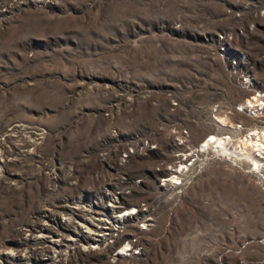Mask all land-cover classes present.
<instances>
[{
    "label": "rangeland",
    "instance_id": "rangeland-1",
    "mask_svg": "<svg viewBox=\"0 0 264 264\" xmlns=\"http://www.w3.org/2000/svg\"><path fill=\"white\" fill-rule=\"evenodd\" d=\"M250 2L264 7L44 0L0 14V264H250L264 256V97L254 96L264 91V21L244 12L241 26L255 28L230 44L259 83L252 90L230 75L215 41ZM213 135L231 156L203 147ZM188 143L195 151L179 150ZM141 145L150 149L141 154ZM169 164L190 165L174 194L158 170ZM118 193L126 194L120 207ZM92 206L107 213L93 223L107 220L104 245L85 220ZM142 212L146 223L136 222Z\"/></svg>",
    "mask_w": 264,
    "mask_h": 264
},
{
    "label": "built area",
    "instance_id": "built-area-1",
    "mask_svg": "<svg viewBox=\"0 0 264 264\" xmlns=\"http://www.w3.org/2000/svg\"><path fill=\"white\" fill-rule=\"evenodd\" d=\"M8 1H9L8 3H3V2L0 3V14H5V12L15 11L19 7V5L22 3L35 6L38 3L41 4L44 2V0H8ZM253 2L258 3V0H253ZM250 5H252L253 8L249 9ZM244 9L245 10H243L242 12H237L233 15V18H234L233 25L229 28V30L224 31L220 34H217L215 41L217 43V51H218V53H220L222 60L225 62L226 66H227V70L230 72V75H233L237 79L238 84L242 88L247 89V90H252V88L255 85H258L259 83L257 82L256 78L251 73V71H250L251 68L248 67L247 64L244 63L243 53L237 49H233L230 44H231V40H232L233 35L243 37L244 33L247 32V29L252 30L253 28H255V24H251L250 26H247L244 24V27L241 26L242 21H243V17H244V12H246V14H249L254 20L255 19H257V20L263 19V21H264V7L254 5L250 2V3H247L245 5ZM262 30H264V25L262 26ZM241 64H245L244 69H239V66ZM262 88H264V84H262ZM261 95H264V91L256 92L254 96H255V98L261 99L262 97H264ZM252 99H254V97ZM141 146L142 147L139 149V152L141 154L144 152H147L148 149H150V147H147L146 145H141ZM131 148H133L134 152L137 151V148L135 146H131ZM129 156L130 155L126 151H124L122 159L129 158ZM122 161H124V160H122ZM172 164L171 165L169 164L166 168H163V165H159L158 167H160V168L158 170L163 171L166 169L168 174L165 176L169 179V183L167 184V186H165L164 190L168 191V192H172L174 194L175 192H179V189H181L184 186L183 180L180 176H182L181 175L182 173H187L189 171L190 165H188V166L184 165L183 168H181L182 166L176 167V165L173 166ZM181 169H183L182 172L180 171ZM176 170H178L180 172H177V175H173L172 172H174ZM160 185L164 187V185H162L161 181H160ZM118 194L120 196L115 197V199H116L115 204H116V206L120 207L121 205H123V200L125 199L126 194L124 196L121 195L122 193H118ZM116 195H117V193H116ZM110 196L114 197V194H110ZM69 209H70V207H69ZM91 209H92V211H95L96 213H100V214H95L91 218V216H90V213H92V211H90ZM135 209H137V212H141L143 208H140L137 206V208H135ZM135 209L133 210L134 212L132 214L135 213ZM78 210L79 209H77V211ZM86 210H87L86 213H84L85 217H86L85 220L89 223H91L93 221L92 225L95 227L94 231L97 230L96 232H98V236L100 237L99 242L102 244L101 234H99V231L102 230L101 228H104L105 226H107V225H105L107 220H105L103 223H98L97 225H95L93 223L96 222L97 217H99L100 215L104 216L107 213L105 210L97 209L93 206L86 209ZM130 212H131V210H130ZM130 212H129V214H130ZM70 213L73 214V211H70ZM143 214H144V212H142V217H139V218L136 217L137 218L136 222L138 220H140V222H144V223L147 222L145 220V215H143ZM116 216H119V218H117V219H119V221H120L121 216L120 215H116ZM116 216L114 218H109L108 221H110L112 219H116ZM99 224L101 225V227H99ZM119 224H121V221ZM119 224H118V226L114 227V230L117 232H120L119 229H115V228L119 227ZM260 241L264 242V238H262ZM112 243L113 242H111V244ZM108 244H106L105 246H107ZM127 244L131 248L135 249V250H133L134 254L139 253L140 248L136 244L130 243L129 240L127 241ZM102 245H104V244H102ZM129 250H130V248H129ZM241 263H243V262H241ZM220 264H228V262L220 261ZM244 264H249V263L244 262ZM250 264H264V256L259 258L256 261H252Z\"/></svg>",
    "mask_w": 264,
    "mask_h": 264
},
{
    "label": "bare ground",
    "instance_id": "bare-ground-1",
    "mask_svg": "<svg viewBox=\"0 0 264 264\" xmlns=\"http://www.w3.org/2000/svg\"><path fill=\"white\" fill-rule=\"evenodd\" d=\"M264 96V95H262ZM249 106L252 107L253 105L251 104V101L249 102ZM201 136V134L199 135ZM252 136H255V137H260V135H252ZM214 139V142H210V139ZM249 142L250 144H254V142L252 141V138H249ZM257 144V143H256ZM188 145L190 146H193V143H188ZM214 145H217L219 149H221V153H223L225 156H231L232 153H231V149L229 148L228 149V143H227V140L225 141V139L223 137H217V135H213L212 137H210L207 141H205V144L203 145V147L206 149V148H209V147H213ZM256 146L258 147H261L262 144L259 143L257 144ZM255 147V146H254ZM194 146L192 147V149H187V146L183 145L179 148L180 151H188V152H191L193 151L194 149ZM195 151V150H194ZM196 153V152H195ZM202 153V152H201ZM197 156H199V151H197ZM259 157V156H258ZM262 158V157H261ZM239 159V158H238ZM261 165V162L259 159L257 158H254L253 159V163H252V166L254 167L253 170H256V169H259ZM174 173L177 174V171H175ZM176 174H173V175H176ZM178 179V178H177ZM162 182H166L168 184L169 182V179L164 177L161 179ZM165 183V184H166Z\"/></svg>",
    "mask_w": 264,
    "mask_h": 264
}]
</instances>
